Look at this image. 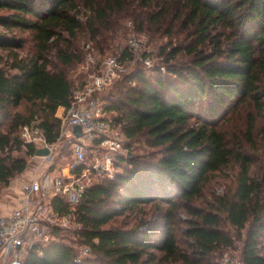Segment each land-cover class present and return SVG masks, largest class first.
<instances>
[{"label":"trees","instance_id":"obj_1","mask_svg":"<svg viewBox=\"0 0 264 264\" xmlns=\"http://www.w3.org/2000/svg\"><path fill=\"white\" fill-rule=\"evenodd\" d=\"M126 18L168 38L167 72L138 67L116 79L106 109L130 152L86 190L74 209L81 227L56 229L71 242L35 245L25 264H220L243 231L242 264H264V0H0V49L19 70L0 65V182L36 154L22 125L36 120L58 138L55 113L73 98L68 68L84 59L82 37L104 53ZM141 140L145 155L132 151Z\"/></svg>","mask_w":264,"mask_h":264},{"label":"built area","instance_id":"obj_2","mask_svg":"<svg viewBox=\"0 0 264 264\" xmlns=\"http://www.w3.org/2000/svg\"><path fill=\"white\" fill-rule=\"evenodd\" d=\"M87 42V64L83 67L95 64V69L83 86L73 91L71 102L58 107L55 113L60 119L58 138L50 142L36 120L21 127L24 144L47 147L49 152L33 156L36 162L30 165V177L20 186L17 204L2 213L0 203V264H25L35 245L61 241L56 229L80 228L74 209L98 178L115 176L118 157L127 152L126 138L120 127L105 118L107 101L101 95L109 92L116 79L136 60L133 52L141 49L142 40L130 36L128 46L119 56H105L99 64L91 46L93 40ZM126 50L131 55L123 57ZM138 58L152 67L151 55L141 53ZM76 125L81 127L80 135L74 132ZM59 157L66 158L65 164H60ZM66 167L69 172L64 170ZM55 198L70 208L67 211L56 209ZM89 251L88 245L81 246L76 261Z\"/></svg>","mask_w":264,"mask_h":264},{"label":"rangeland","instance_id":"obj_3","mask_svg":"<svg viewBox=\"0 0 264 264\" xmlns=\"http://www.w3.org/2000/svg\"><path fill=\"white\" fill-rule=\"evenodd\" d=\"M120 22L122 25H121V27L118 28L117 31H115V33L113 35V39L111 40V47L107 48L104 53L100 52L99 49H97V47L95 46V41L93 43L91 42V46L92 47L94 46V50L96 52L95 54L97 56L96 57L97 63L99 64L100 60H102V58H104L105 56H108V55L119 56L122 53L123 48L128 46L129 37L132 35H135L137 37H140V39L142 40V42H140L141 49H137L136 51L133 52L134 56L136 57V60H133L132 64L129 66V68L127 69V71L125 73H130L133 70H135L136 68L142 67V68H144L146 74H148V75L153 74V72L156 68H160L162 73L165 74L167 72L166 71L167 68L165 67L163 55L160 54V46L162 44H164L168 40V38H164L161 36L158 37V36L152 34L151 32H139V31H137L134 28L135 26L133 23V19H131V18L121 19ZM25 37L28 38L25 46L32 44V42L29 40L31 38L29 33H26ZM89 39H91L89 34H85L82 37V39L80 40V45H81L82 49L85 51L84 59L78 63L71 65L68 68V75H69L70 80L73 83V88H74L73 91H76V90H78V88L82 87L83 84L85 83V81L87 80L89 73L94 71V69H95V64L90 65V67H83L84 65L87 64V55H88V50H89V49H87V43H88L87 41H89ZM20 53H21L20 55L26 54L25 50H20ZM141 53H143L144 56L151 55L152 67H147L144 64L143 60L138 58V55H140ZM0 56H1L0 65H6L11 70V72H14V73L19 71L16 68H10V63L13 61V57L9 56L8 51L0 49ZM179 57L183 58V59L188 58V56H184V55H180ZM49 59L51 60V62H56L54 49H51V51L49 53ZM162 67H164V69H162ZM113 87H114V85L112 86V88L109 92L103 93L101 95V98L105 99L106 97H108V95L111 94ZM112 114H113V112H110L107 109L105 110V118L111 119L114 122V119H113L114 115H112ZM216 119L219 120L220 119L219 116H218V118L216 117ZM61 144H62V142H61ZM131 146H132L133 153L141 154V155L147 154V152L152 149L147 144V142H145L144 140L135 141L132 143ZM129 150H128V152H130ZM24 151H25V149H23L21 151H13V154L16 156L19 154L25 155ZM26 158H27V168L23 172L24 174L27 173V171L30 169V165L33 164L34 162H36V159L33 158V156L32 157L26 156ZM65 161H66V158L59 157L60 164H65ZM119 170H121V169H119ZM31 171L32 170L30 169L29 174ZM23 173L15 175L11 180H14L15 177H17L18 175H21ZM214 174L216 177H214L212 179L210 185H211L212 189H214L217 193H220L223 191V184H224L223 182L225 181V179L222 175L223 173L215 172ZM11 185H13V184H11ZM11 187H13V186H11ZM9 188L10 187L8 185L6 186V184L0 182V197L3 196L8 191ZM228 229L230 230L231 234H233V235L236 234L234 228L228 227ZM244 237H245V231H243V237L242 238L236 239V244L233 248L224 249L222 251V253L218 256V260H219L220 264H242L241 247H242V244L244 241L243 240ZM60 240L64 241V242H71L69 237L65 236L64 234L60 235Z\"/></svg>","mask_w":264,"mask_h":264},{"label":"crops","instance_id":"obj_4","mask_svg":"<svg viewBox=\"0 0 264 264\" xmlns=\"http://www.w3.org/2000/svg\"><path fill=\"white\" fill-rule=\"evenodd\" d=\"M29 170L25 174L23 173L21 175H18L17 177L14 178V180H11V182L8 184L10 188L3 196L0 197V203L2 205L1 206L2 213L9 212L17 204V200H18L17 196L20 190V186L27 177H30Z\"/></svg>","mask_w":264,"mask_h":264},{"label":"water","instance_id":"obj_5","mask_svg":"<svg viewBox=\"0 0 264 264\" xmlns=\"http://www.w3.org/2000/svg\"><path fill=\"white\" fill-rule=\"evenodd\" d=\"M74 132L78 135L81 134V127L79 125H76L74 127ZM49 152V149L47 147H41L37 148L36 154L42 155V154H47Z\"/></svg>","mask_w":264,"mask_h":264},{"label":"bare ground","instance_id":"obj_6","mask_svg":"<svg viewBox=\"0 0 264 264\" xmlns=\"http://www.w3.org/2000/svg\"><path fill=\"white\" fill-rule=\"evenodd\" d=\"M65 171H66V172H69V169L66 167V168H65Z\"/></svg>","mask_w":264,"mask_h":264}]
</instances>
